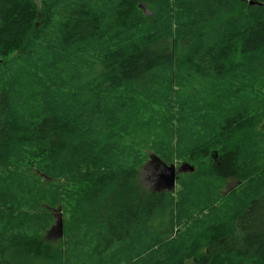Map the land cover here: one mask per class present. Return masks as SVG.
<instances>
[{
  "label": "trees",
  "instance_id": "16d2710c",
  "mask_svg": "<svg viewBox=\"0 0 264 264\" xmlns=\"http://www.w3.org/2000/svg\"><path fill=\"white\" fill-rule=\"evenodd\" d=\"M142 144L194 172L147 190ZM66 197L54 247L37 233ZM76 236L146 264H264V0H0V264H64Z\"/></svg>",
  "mask_w": 264,
  "mask_h": 264
},
{
  "label": "rangeland",
  "instance_id": "374dc122",
  "mask_svg": "<svg viewBox=\"0 0 264 264\" xmlns=\"http://www.w3.org/2000/svg\"><path fill=\"white\" fill-rule=\"evenodd\" d=\"M142 146H143V150L145 152V155H143V158H144L145 161H144V164L139 169V175H138V177H139L141 183L149 191L150 190L151 191H154V190H156V191H166V190H163V185L161 184L162 183L161 182V176L152 177V174L153 173L150 172L149 169L144 168L145 165H147L149 162H151V159H152L151 156L155 155L156 152H154L146 144H142ZM156 155H158V154H156ZM185 161L184 160H182V161H175V162H172V163H175L176 166H177V168H178L179 165L182 164ZM156 163L160 164V166L164 168V166L161 163H159V162H156ZM167 164H171V163H167ZM194 170H195V168H194ZM194 170L193 171H186V172H180V173H178L179 176L177 178L175 191L181 187V184L179 182L180 176H184V175H186L188 173H192V172H194ZM167 172L168 171L165 170V168H164V173H167ZM164 173H162V174H164ZM188 176H191V175H188ZM211 182L213 184V185H211L212 186L211 189H212L213 197L214 198H219V195H217L216 190L218 189V187H219L220 184L219 183H214L213 180ZM237 185H238V182L237 181H234V179H232V178L228 179V181L223 185L222 195L228 193L230 190H232L233 188H235ZM77 186H79V185H77ZM85 187L87 188V185H85ZM70 189H71V184L69 185V190ZM167 192H169V191H167ZM186 194L187 195H192L193 193L188 192ZM68 195L69 194H66L65 196H68ZM177 201H178V203H176L177 214L175 216L176 225H177V223H180L181 222V217L178 214L179 211H180V204H181V202L178 199H177ZM72 205H73L72 199L66 197V199H65V210L63 211V210H57V209H55L53 211V213H52L53 218L51 219V221H49V225L45 228V230H44L45 231V234H43L44 231L42 233H37V235L40 234L39 239L41 241H43L44 239H47L50 243L56 244V245H52L54 247H56V246H58V247L59 246H64V248L68 247V245H65V242H64V238H63L64 233H63V236H61V237L59 236L58 220L62 221L63 232H64V227H65L64 221L66 220V223H67L66 234L67 235H72L73 229H72V227H70V225H72V222L75 221V218L73 217V212H72V211H74ZM181 207H182V205H181ZM61 211H62V213H61ZM191 211H192V207H187L185 209V212L186 213L191 212ZM164 213H165L164 214V218H165L166 223H167L166 225L167 226H171L170 225V212L168 213L167 211H165ZM212 213H213L212 210L205 211V214H201V215H198L197 213H195L194 216L191 219H189L188 221L183 222L182 224H179L177 228H179V227L181 228V233L184 232V231H186V230H188V229H192V228L195 227L196 223H198L197 218H198V220L205 219V220L208 221V219L210 218V214H212ZM83 220H84V218H83ZM91 220H93V222L95 223V220L96 219L94 217H92ZM152 223H153V226L154 227L157 226L156 223H154V222H152ZM93 225H94L93 223L91 224L88 221V223H87V233L90 232V229L93 227ZM102 226H104V225L101 224V227ZM177 228L174 231L176 233H178ZM166 229H167V227H165V229L163 231L164 232V237L170 234ZM158 230H159V228H158ZM18 232L19 231L16 230L13 233L18 234ZM165 232H167V233H165ZM19 234L21 235V233H19ZM21 237H23V235H21ZM61 239H62V241H59ZM73 240H74V242L72 244H69V248L67 250H69V249L74 250L75 251V255H74L73 258L65 261V259L68 256H71L70 254H67L65 256V259H64V261H65L64 264H146V262H147L146 260H143V257H141L142 255H145V254H142L140 256H137L134 259H129L126 256V254H124L126 244H122L119 241L116 244V248H114L113 250H111L110 253H108V255L106 256V253H105V251L103 249V244H100L98 246L96 244H93V240L94 239L91 238V237H89L87 239H83L84 245L83 246H80V247H75L74 246L75 243L78 240V236H76V238L73 239ZM66 242H67V239H66ZM129 244L130 243H128L127 245H129ZM136 246H139V245H136ZM130 253H133V250L130 251ZM12 257H13V259L15 261V264H57L54 261L47 260L43 256H40L39 257L40 259H37L35 262H31V263L30 262H26L25 260H27V259H23V254H22L21 251L18 252L14 256H11V254H6V256H5L4 259H11ZM139 257H141V258H139ZM76 259H80V260L79 261H76ZM185 264H193V261L192 260H187Z\"/></svg>",
  "mask_w": 264,
  "mask_h": 264
},
{
  "label": "water",
  "instance_id": "95a60500",
  "mask_svg": "<svg viewBox=\"0 0 264 264\" xmlns=\"http://www.w3.org/2000/svg\"><path fill=\"white\" fill-rule=\"evenodd\" d=\"M251 4H254V1L250 2ZM151 161H156L161 163L165 170H167V173H164L161 175V184L163 185V190L172 192L175 190L176 187V182L178 178V173L180 172H186V171H193L194 166L189 163V162H183L182 164L179 165L177 168L175 163L167 164L164 162L158 155H153L151 156ZM58 227H59V236H63V228H62V221L58 220Z\"/></svg>",
  "mask_w": 264,
  "mask_h": 264
},
{
  "label": "flooded vegetation",
  "instance_id": "af4514ba",
  "mask_svg": "<svg viewBox=\"0 0 264 264\" xmlns=\"http://www.w3.org/2000/svg\"><path fill=\"white\" fill-rule=\"evenodd\" d=\"M144 168L149 169V171L153 173L152 177L161 176V174L164 173V168L161 167L160 164L156 163L155 161L149 162L147 165L144 166Z\"/></svg>",
  "mask_w": 264,
  "mask_h": 264
},
{
  "label": "bare ground",
  "instance_id": "6f19581e",
  "mask_svg": "<svg viewBox=\"0 0 264 264\" xmlns=\"http://www.w3.org/2000/svg\"><path fill=\"white\" fill-rule=\"evenodd\" d=\"M221 95V94H220ZM223 95V94H222ZM219 105V104H218ZM202 120V119H201ZM212 125V124H211ZM179 130V129H178ZM183 131V130H182ZM222 134H223V132H222ZM95 183V182H94ZM88 186V185H87ZM96 189V188H95ZM175 191V190H174ZM102 195V194H101ZM103 196V195H102ZM55 209H57V210H62L61 209V207H56V208H54L53 210H52V213H53V211L55 210ZM61 213H62V211H61ZM63 217V216H62ZM37 236V235H36ZM35 237V236H34ZM36 238V237H35ZM66 259H68V258H66ZM21 263V262H20Z\"/></svg>",
  "mask_w": 264,
  "mask_h": 264
}]
</instances>
